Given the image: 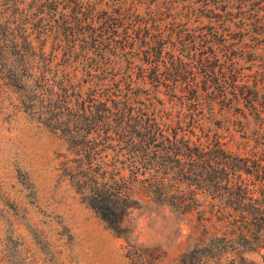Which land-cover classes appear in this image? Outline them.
<instances>
[{
	"label": "trees",
	"instance_id": "trees-1",
	"mask_svg": "<svg viewBox=\"0 0 264 264\" xmlns=\"http://www.w3.org/2000/svg\"><path fill=\"white\" fill-rule=\"evenodd\" d=\"M0 91L63 138L115 234L137 183L264 230V0H0Z\"/></svg>",
	"mask_w": 264,
	"mask_h": 264
},
{
	"label": "rangeland",
	"instance_id": "rangeland-1",
	"mask_svg": "<svg viewBox=\"0 0 264 264\" xmlns=\"http://www.w3.org/2000/svg\"><path fill=\"white\" fill-rule=\"evenodd\" d=\"M72 156L59 134L0 91V264H264V230L239 238L231 216L216 210L219 197L201 188L178 212L135 184L139 201L115 234L70 178Z\"/></svg>",
	"mask_w": 264,
	"mask_h": 264
}]
</instances>
